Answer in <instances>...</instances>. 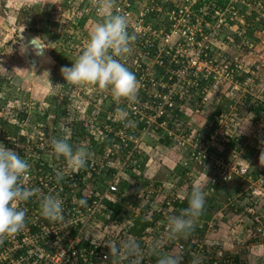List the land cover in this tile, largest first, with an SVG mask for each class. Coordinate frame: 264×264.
Returning a JSON list of instances; mask_svg holds the SVG:
<instances>
[{"label": "built area", "instance_id": "1", "mask_svg": "<svg viewBox=\"0 0 264 264\" xmlns=\"http://www.w3.org/2000/svg\"><path fill=\"white\" fill-rule=\"evenodd\" d=\"M100 2L89 0L87 12L104 14L106 9L104 13L98 11ZM112 4L111 14L126 16L129 35L134 37L131 52L118 59L136 74L137 100L117 102L109 94L112 108L108 107L107 133L99 132L94 137L96 143L91 146L85 168L73 172L63 157L56 158L52 154L48 138L55 127L49 120H19L10 108L0 104L5 113L0 112L4 116L0 118V126L3 127L5 118L9 117L8 121L20 127L16 136L1 139L0 143L27 160L30 174L23 183L36 190L33 197L19 204L26 212L25 227L19 233L0 237V264H115L106 244L129 239L138 241L144 250L142 264H157L159 254L177 255L181 264H248L235 251L236 246L241 245L248 254L257 244L264 246V212L256 210L253 201L243 206L244 201L239 197L227 199L226 207L238 204L237 208L242 207L245 212L230 217L229 234L225 237L218 225L224 223L221 222L224 210H220V215L199 216L190 234L169 239L167 219L180 215L188 207L189 189L178 185L175 178L145 181L135 205L121 191L120 182L122 172L138 167L139 163L131 157L121 159L106 141L119 140L131 155L141 146L140 133L149 134L164 127L171 138V148L189 150V156L180 164V169L187 171L186 186L203 185V180H195L196 165L211 163L218 171L204 186L207 196L202 212H206L208 199L216 195L217 187L236 176L246 175L250 163L235 165L224 156L212 153L213 141L233 138V135H224L223 118L207 123L210 133L211 128L218 125L208 136L205 131L196 133L195 129L191 133L192 123L183 124L177 117L171 127L166 117L177 116L187 109L196 93L201 99L195 112L201 113L209 105L211 93L217 86L227 89L230 85L233 97L247 91V86L255 82V73L246 70L242 58L230 59L226 29L238 27L234 36L240 40L239 45L254 48L256 42L249 40L241 27L248 25L249 18L251 24L264 18V0H224L222 4L219 0H112ZM218 42L227 47H218ZM258 42L264 43V37ZM101 112L98 108L87 117L79 115L77 118L85 121V127L94 129ZM77 118L64 121L60 129L62 138H71L63 132H71ZM261 120L256 122L264 125ZM139 123L143 125L141 132ZM97 124L104 122L100 119ZM72 146L79 148L78 143ZM114 169L113 175L108 174ZM248 179L254 184L251 177ZM259 180L260 185L257 181L254 184L255 189L259 188L254 189L257 197L264 193V174ZM44 195L62 199L63 221L52 222L41 215L40 202ZM82 198L87 199L86 206L79 205ZM246 215L252 218V223L242 236L239 223ZM226 237L231 241H226ZM154 242L160 245L155 252Z\"/></svg>", "mask_w": 264, "mask_h": 264}, {"label": "clouds", "instance_id": "2", "mask_svg": "<svg viewBox=\"0 0 264 264\" xmlns=\"http://www.w3.org/2000/svg\"><path fill=\"white\" fill-rule=\"evenodd\" d=\"M113 6L112 0H101L99 13ZM131 37L128 32V19L122 14L107 15L96 24L89 35L88 42L72 65L60 69L65 82L71 85L82 83L95 84L109 90L114 101L125 100L134 103L137 100L138 80L136 75L121 62L120 57L131 52ZM52 154L63 157L68 169L73 172L85 168L89 159L86 147L75 148L67 138L51 140ZM30 174V165L12 148L0 143V237L19 233L25 227L26 212L19 207L33 197L36 190L24 186ZM59 178V175H58ZM207 192L200 184L192 186L188 197V207L180 215L167 219L168 238H178L191 233L195 221L202 213ZM86 206L87 199L78 201ZM41 215L52 221H63V201L54 195H44L40 202ZM106 246L115 264H142L143 249L134 239L121 242H109ZM160 247L154 242L155 252ZM157 264H181V258L173 254H159Z\"/></svg>", "mask_w": 264, "mask_h": 264}, {"label": "rangeland", "instance_id": "3", "mask_svg": "<svg viewBox=\"0 0 264 264\" xmlns=\"http://www.w3.org/2000/svg\"><path fill=\"white\" fill-rule=\"evenodd\" d=\"M37 0H0V73H4L8 78L11 79L18 87H20L23 91L24 97L29 98L33 101H38L42 106L47 104L46 99L53 92L60 91L61 84L64 80L61 74L60 69L64 66H71L72 60L76 56H78L81 52L80 49H83V42L80 37H76L73 40L74 31L68 32L64 36H57V33H54V29L44 28V25L36 18V15L31 16L28 13V10L32 9V6H35ZM43 5V4H42ZM102 17V16H100ZM96 22H98L96 20ZM35 29L37 34L32 32L31 29ZM42 29V30H41ZM47 29V30H44ZM40 30V31H39ZM52 31V32H51ZM230 31V29H229ZM26 32H32L36 34L44 44H47V37L50 36L52 38V44L46 45L48 49H52L54 54H50L47 49V54L44 60L36 67H32L27 61V49L25 45L26 41ZM226 33L228 31L226 30ZM76 34V33H75ZM264 34V29H263ZM88 37V36H86ZM264 35L261 37L259 41L262 40ZM89 38V37H88ZM229 45L227 47L228 54L231 60H235L236 57H240L243 59L246 70L253 71L255 74V82L249 86H247V91L241 92L238 95L233 96L232 102L234 107L236 108L234 111H220L218 114L214 106L210 105L204 108L203 112H195L193 109H189L190 103L187 105L186 113L189 117H194V113H196L197 117L201 116L206 119H209L212 115L216 114L214 119L216 121H220L222 118L224 119L222 124L223 133L227 137L229 135L238 136L240 141L238 146H229L225 147L224 143H228L230 140L225 141H213L211 150L216 151L213 153L214 156L218 154V156H224L226 161H230L235 165H240L242 161L243 153H253L252 161L253 163L264 166V125H260L256 122V113L254 112V108L261 107V117L262 122L264 121V43L256 42L254 48H250L247 44L239 45V39L237 36H234L232 32L228 33ZM46 40V41H45ZM87 40V39H86ZM250 40L254 41V38H250ZM88 41V40H87ZM82 51V50H81ZM61 57L64 63H60L57 61V58ZM251 75V74H250ZM60 84V85H59ZM87 84V83H85ZM89 85V84H87ZM79 87H83L84 84L78 85ZM62 88V87H61ZM231 86L228 85V93L231 92ZM85 90L82 92L84 97L83 101L92 103H98V101L103 100L104 96L102 91L96 90L95 94H85ZM92 93V92H91ZM1 97V93H0ZM200 101V100H199ZM103 102V101H101ZM76 105V103L74 102ZM239 108V110H237ZM74 111L71 116L63 117L62 121H66L70 118H75L76 116V108L72 107ZM95 110H98L96 108ZM193 110V111H192ZM239 113L237 114L236 112ZM0 112L2 114V108H0ZM0 114V118H4V116ZM223 115V116H222ZM6 116V115H5ZM50 118L54 119L53 113L49 114ZM9 119V117H6ZM5 118V122L6 119ZM202 120L203 123L201 126L190 127V132L192 133L195 129L196 133L201 132L200 129L204 128L202 126L206 121ZM201 121V120H199ZM205 121V122H204ZM198 125V123H197ZM220 125V124H219ZM172 127V125H171ZM3 127L0 126V134L1 129ZM199 128V129H198ZM208 130V129H207ZM205 131L204 133H209V131ZM203 133V132H202ZM222 135V134H220ZM179 150V149H178ZM184 150V149H181ZM177 151V150H176ZM253 151V152H252ZM179 152V151H178ZM215 160V157H214ZM168 161V160H167ZM247 161V160H246ZM245 161V162H246ZM250 163V161H249ZM172 165V164H171ZM180 164H177V166ZM211 165V164H210ZM170 167V166H169ZM179 167V166H178ZM172 169V167H170ZM176 169V168H174ZM216 169V168H215ZM214 170V168H213ZM216 170L213 171L215 173ZM140 175V171L138 172ZM142 174V173H141ZM264 174V173H263ZM167 175H161L160 178L165 179ZM208 180V179H207ZM242 182V180H241ZM261 181H257L258 185H260ZM243 183L246 184L243 192H239L237 197L240 199L250 197H256L257 194L254 193V189L257 187L254 185L250 179L243 180ZM259 190V188L255 189ZM228 191L225 190L221 192L219 195V199H224L227 197ZM241 193H243L241 195ZM260 200L264 199V193L258 196ZM247 199V201H248ZM256 207V206H255ZM215 206L211 209L212 214L220 215V209ZM256 210H259L256 207ZM256 246H261L257 244ZM261 251L257 250L254 254H264V247L260 248ZM252 252V253H253Z\"/></svg>", "mask_w": 264, "mask_h": 264}, {"label": "crops", "instance_id": "4", "mask_svg": "<svg viewBox=\"0 0 264 264\" xmlns=\"http://www.w3.org/2000/svg\"><path fill=\"white\" fill-rule=\"evenodd\" d=\"M70 1H73V3H76L78 5L81 4H84L83 8L88 5V2L89 0H37L35 1L36 4H41V9H40V14H43L44 12H50L52 13L51 16L49 17L50 18V22H48L49 24V29H54V33H57L56 35L57 36H64L65 34H67L68 32H71V31H74L72 32L74 35H73V40L76 39V37H80L82 39V42L83 44H86L88 41V37L86 36H83L81 34H78L76 31H75V28H74V25L70 26L69 24L66 25L67 27L64 28L65 26L62 25L64 23V21L62 22H58V19L56 17H54V15H56L58 17V6H62L63 4H67L68 2ZM43 4V5H42ZM56 7V9H55ZM111 8H108L106 9L104 15L102 16V18H100L99 20V23L103 21V19L106 18L107 15H111ZM39 19V16L37 17ZM39 21L41 22V20L39 19ZM73 22L74 23H77V18H73ZM98 24V22H95ZM237 28L238 27H231L230 29V32H232V34L235 35V32L237 31ZM241 28H245V27H241ZM228 32H229V29H226ZM242 30V29H241ZM76 33V34H75ZM47 44L46 45H50L52 44V38L47 37ZM87 39V40H86ZM229 40V39H228ZM227 44V43H226ZM228 46V45H227ZM225 44H222L220 42H218V47L220 48H226L227 47ZM48 47V46H47ZM48 49V48H47ZM48 51L50 52V54H54L52 52V49H48ZM76 58V57H75ZM59 80H64V79H59ZM64 87L62 88H58L60 89V91H57V92H53L52 94H57L59 97H68V99L71 101V104L73 105V107L77 108V114H76V118L79 117V115H82L83 117H87L88 115H90L91 113H93L95 111L96 108H99V110H101L102 112L100 113L99 115V118H97L96 120V124H95V127L94 129L95 130V133L93 134V136L95 137L97 135V133H107L106 130H105V126L101 127L102 124H97V121H100V119L102 120V114L103 115H109L108 112V107L110 105V100H109V97H110V92L109 90L107 89H101L99 88L97 85L95 84H90V83H82L84 84V86L82 87H79L78 85H71L65 81H63ZM85 90V94H95L96 93V90H99V92L102 91L103 93V97L101 101H98V103H92L89 104V102H86L85 100L83 101L84 97L82 95V92ZM92 92V93H91ZM232 96H231V93H228V90H226V88H224L223 86H217L216 89L211 93V96H210V103L208 106L212 105L214 106V108L216 109H220L222 111H229V110H235L236 108L234 107V104L232 102ZM201 99V96L200 94H194V99H191V101L189 102L190 103V107H188L189 109H193L195 111V108H196V104L199 102V100ZM74 102L76 103V105L74 104ZM192 110V111H193ZM237 110H239V108H237ZM188 111L187 109H184L182 112H186ZM239 113V111H238ZM237 113V114H238ZM55 114L53 113V116ZM194 117H189L187 118V122L189 121L190 123H192L191 125L192 126H196V127H199L197 125V123L199 122L198 120V117L196 116L197 114L194 113L193 114ZM108 117V116H107ZM49 118V117H48ZM109 118V117H108ZM49 120L51 123H52V127H55V126H58L56 124H59V123H56L55 122V119L53 120L52 118H49L47 119ZM84 122L85 121H79L78 118L76 119L75 121V124H74V127H72V131L68 132H63V134L67 137H71L70 139H67L68 142L71 144V145H75L78 143V146L79 147H86L88 149V151H90L91 149V144H85L84 140L83 139V136H81L80 134H78V129H88V130H91L92 128H89V127H85L84 126ZM171 122V121H170ZM65 123L64 122H61V126L64 125ZM174 124V121L170 123V126L172 125L173 126ZM92 126V125H91ZM137 126L139 127L140 129V132L142 130V126L141 123L137 124ZM167 133V130L163 128H158L156 131L152 132V133H147V134H144V133H140L141 137H142V141L140 142V148H137V149H134L133 150V153L130 155L129 151L123 147V145L120 143L119 140H116V141H106L109 142L110 145H112L117 154L119 155V157L121 159H127L129 157H131L133 160H137L138 159L140 161L139 162V166L138 167H130V169H127L125 170L124 172H122V179H121V182H120V187H122L123 189H127V191H123L125 197L127 199H130L131 202H133L135 205L138 204V198H137V194L139 193V189L140 187L142 186V183H144L145 181L148 182L150 180H158V181H171V180H175L177 179V182H178V185H182L183 187L185 186V183L189 182L188 180V176H187V173L186 171L184 172V170H181L180 168L182 167L181 165H178L180 163V161L183 159V158H186V156H188L189 154V150H178V149H173L171 147H168V144L170 141V136L166 134ZM73 137V139H72ZM235 137L237 140H240V138L237 136H233ZM169 141V142H168ZM88 142V141H87ZM74 147V146H73ZM179 151V152H178ZM245 153V152H244ZM215 156H218V154H216ZM168 160V161H167ZM242 163H245V159L242 158ZM172 164V165H171ZM210 163H207V164H203V165H198L196 167V176H202L204 175V177L201 179V180H205L202 184V186H205L206 183H207V179L209 177V175L211 173H213L214 170H216L214 168L209 166ZM172 167V169H170V167ZM212 169H211V168ZM176 168V169H174ZM140 171V175L138 174V172ZM104 172V171H103ZM114 172H116V170L114 169L113 172L112 171H109L108 174L110 175H113ZM215 172H218V171H215ZM142 173V174H141ZM185 173V174H184ZM166 174L168 178H165L162 180V178H160L159 176L161 175H164ZM195 174V172H194ZM237 178H240L238 176H236ZM175 178V179H174ZM260 179V178H259ZM258 179V180H259ZM258 180H254V184H256V181ZM243 182V180H242ZM229 185H226L227 189L229 187H233L234 190L236 191H239V192H243L244 191V187H246V184H241V179L237 180L236 182H233V183H228ZM225 189V190H227ZM225 190H220L219 193L216 192V195L219 197V195L221 194V192H224ZM238 192V193H239ZM237 194H235V196L233 197H237ZM243 194V193H242ZM241 194V195H242ZM190 195V193H189ZM228 196L222 200H215V205L219 204L223 211V213L227 210L228 207L231 208V214L229 215L230 217H233L235 218L236 217V214L240 213V212H243L244 209L242 207H238V204H232V205H229V206H225L227 204V199L229 198V194H227ZM211 196L214 198V195H210V198ZM220 198V197H219ZM216 199V198H215ZM248 198H245V199H242L244 202H243V206L249 202V199L247 201ZM221 204H220V203ZM218 208V206H217ZM245 212V211H244ZM128 214H131L132 212L131 211H128L127 212ZM244 214V213H243ZM210 215H213L212 214V211L210 210ZM245 215V214H244ZM235 216V217H234ZM247 217H250V216H245L244 218V221L241 223H239V228L241 229L244 225L248 224L249 223H252L251 221L250 222H247L246 218ZM252 219V218H251ZM231 220V218H230ZM245 226V231H246V228L248 227ZM225 235L224 237L229 234V232H223ZM223 233H222V236H223ZM221 237V236H219ZM226 241H231V238L229 237H226ZM262 247L261 246H257L256 249L254 250V252L257 250L258 251H261L260 248ZM264 247V246H263ZM235 251L238 252L240 254V256L244 259V261H246L248 264H264V254H261V252L259 254H254L253 253H247V252H243V248H241V245H238L236 246L235 248Z\"/></svg>", "mask_w": 264, "mask_h": 264}, {"label": "trees", "instance_id": "5", "mask_svg": "<svg viewBox=\"0 0 264 264\" xmlns=\"http://www.w3.org/2000/svg\"><path fill=\"white\" fill-rule=\"evenodd\" d=\"M219 1H220V4H222L224 2V0H219ZM83 6H84V4L80 3V5H78L76 3H73V1H70L67 4H63L62 6H58V14L59 15H58V17L56 15H54V17H56L58 19V22L64 21V23L62 24L65 26L64 28H66L67 27L66 25H68V24L70 26L74 25L75 31L78 34L89 37L91 31L94 29V27L97 24V23H95L96 20L99 23L100 18H102L100 16H103L104 14L96 15V14L87 12L86 8L85 7L83 8ZM40 9H41V4L38 3L35 6H32V9L28 10L27 14H29L31 16L36 15V18L39 16V19L41 20L42 25H44V28L49 29V27H48L49 23L48 22H50L49 17L51 16L52 13L46 11L43 14L39 15ZM55 9H56V7H55ZM74 16H75V18H77V21H78L77 23L73 22ZM251 22H252V20L249 18L247 20L248 25H242V27H245L243 29L245 31V35L247 36V38L249 40H250V38L253 37L254 42H258L261 39V37L264 35L263 34L264 18H262L259 22H256L253 24H251ZM47 29H44V30H47ZM31 31L36 33V34L38 33L33 28L31 29ZM228 33H230V31ZM83 49H80V52H82L81 50H83ZM77 57L78 56H76V58ZM76 58H73L72 61L74 62ZM57 61H59L60 63H64L65 60H63L61 57H58ZM129 70L132 71V69H130V68H129ZM62 85H64V83H62L60 85L61 87H64ZM20 90H22V89L20 87H18V85H16L13 81H11V79L8 78L6 74L0 73V93H1L0 104L6 108H10L13 115L19 120H26L27 118H29V120L32 122H35V121L45 122V121H47L49 114L54 113L55 114L54 115L55 122L57 121L56 123H59V124H56L58 126H55V128L53 129V131L51 133L52 136L48 138L49 145H51V140L53 138H56V139L62 138V133L60 132V129L62 128L61 122H64V121H62V119H63V117L71 116L72 112L74 111V109H72L73 105L71 104V101L68 99V97H63V96L59 97L60 95L58 96L57 94H51L46 99L47 104L45 106H42L41 103H39L38 101H33L27 97H24L23 91L19 92ZM111 108H112V106H111ZM261 110H262L261 107L254 108V112L257 114L256 118H255L256 120L260 119ZM75 111L77 114V108ZM182 111H180V113H178L177 116L175 114H169V115H167L166 118L169 121L173 122L176 120V117H177L179 121H181V122H183V124H185V122H187L188 114L186 112H182ZM220 111L221 110L218 109L216 112L219 114ZM107 116L108 115L102 114V121L104 122V124H102L101 127L102 126L104 127L105 125L109 124L110 120ZM215 116H216V114H214V116L212 115L209 119H206V120L202 116L200 118H198V120H201L198 122V126L202 125V123H203L202 120L206 121V122L204 121L205 123L203 124L205 126H202L204 128H202L200 130L206 131L207 130V123H209L210 121H213ZM114 126H116V125H114ZM217 126L218 125L211 128V133H214ZM19 130H20V127L16 123H12L11 121L7 120L3 124V128L1 129L0 140L6 139V138H7V140L12 139L14 136H16L18 134ZM95 130L96 129H91V130L86 129L85 130V129L81 128V129H78L77 132H78V134L83 136V139H85L84 140L85 144H87V145L91 144V146H93V144L96 143L95 142L96 139L93 136V134L95 133ZM211 133L210 132L207 133L208 136L211 135ZM169 141H168L169 143H167V144H168V147H171V139ZM239 142L240 141H238L235 137H233L228 143L227 142L224 143V145H225V147L227 145L237 147ZM107 143L109 144V142H107ZM212 152L216 153V151H214V150ZM252 155H253V153H250V152L243 153L242 157L245 160H247L248 162L250 161V169L248 170L246 175H244L240 178L235 177L232 181H230L231 183L236 182L239 179L245 180V179H248L251 177L253 180H258L261 177V175L264 173V166H260V165L253 163V161H252L253 156ZM188 156H189V154H188ZM188 156H186V158ZM184 160H185V158H183L179 164H181ZM138 161H140V160L138 159ZM197 166L198 165H196V167ZM209 166L212 167L213 165L211 164ZM215 173H211L209 175L208 179L211 176H214ZM196 174L197 173H195L194 175H196ZM203 177H204V175H202L201 177L197 176V179H195V180L197 182H199V181H201V179ZM203 181H205V180H203ZM230 182L221 184V186L217 187L216 192L219 193L220 190L227 189L226 185H229L228 183H230ZM241 184H243V182H241ZM184 187L189 189V192H191L192 185H188V186L185 185ZM120 189L122 192L127 191V189H123L122 187H120ZM139 191H140V189H139ZM227 191H228L227 194H229V197H233V196H235V194H237L239 192V191L234 190L233 187H229L227 189ZM226 196H228V195H226ZM137 198L139 200L138 196H137ZM250 198H252V199H250V201L254 202L255 206L258 207L259 211L264 212V199L260 200L259 197H257V196L256 197H250ZM208 200H209L208 201L209 202V209L206 212H202L200 215V218L201 217L202 218L208 217L210 214V210L213 209L214 206L216 208H217V206H218V208L220 206L219 204L215 205V202H216L215 200H219V201L221 200V199H219V197L217 195H215L214 198L211 197ZM116 209L119 210V208H116ZM230 212H231V208L228 207L227 210L223 213V218H222L221 222H224V223L218 224L220 227V230L222 232L229 231V228H230V226H229L230 216L229 215L231 214Z\"/></svg>", "mask_w": 264, "mask_h": 264}, {"label": "water", "instance_id": "6", "mask_svg": "<svg viewBox=\"0 0 264 264\" xmlns=\"http://www.w3.org/2000/svg\"><path fill=\"white\" fill-rule=\"evenodd\" d=\"M26 49H27V61L32 67L38 66L46 57L47 47L44 42L39 38L36 34L32 32H26V41H25ZM247 222H252L251 217L246 218ZM244 225L240 229V233L242 236H245V226Z\"/></svg>", "mask_w": 264, "mask_h": 264}]
</instances>
